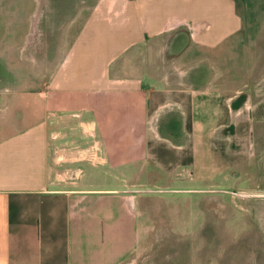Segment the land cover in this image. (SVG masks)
<instances>
[{
    "label": "crops",
    "instance_id": "0c3cea01",
    "mask_svg": "<svg viewBox=\"0 0 264 264\" xmlns=\"http://www.w3.org/2000/svg\"><path fill=\"white\" fill-rule=\"evenodd\" d=\"M263 32L264 0H0V264H124L125 183L227 179L264 136Z\"/></svg>",
    "mask_w": 264,
    "mask_h": 264
},
{
    "label": "rangeland",
    "instance_id": "374dc122",
    "mask_svg": "<svg viewBox=\"0 0 264 264\" xmlns=\"http://www.w3.org/2000/svg\"><path fill=\"white\" fill-rule=\"evenodd\" d=\"M36 26L33 13V34ZM2 50L0 44V63ZM257 63L262 70L254 71L252 79L260 81L255 90L264 109V32ZM9 80L0 64L2 92ZM256 142L242 146L241 166L225 169L229 177L223 181L198 182L185 170L170 180L155 172L157 178L149 183H125L137 194L138 241L124 264H264V136ZM79 163L87 171L110 170L107 164ZM110 175L96 177L111 184Z\"/></svg>",
    "mask_w": 264,
    "mask_h": 264
},
{
    "label": "built area",
    "instance_id": "2783aa9c",
    "mask_svg": "<svg viewBox=\"0 0 264 264\" xmlns=\"http://www.w3.org/2000/svg\"><path fill=\"white\" fill-rule=\"evenodd\" d=\"M95 147L93 149L89 148L84 152V156H86L90 161L94 162L98 158V155L95 153Z\"/></svg>",
    "mask_w": 264,
    "mask_h": 264
}]
</instances>
